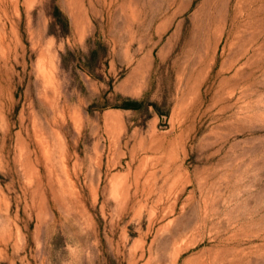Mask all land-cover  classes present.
Wrapping results in <instances>:
<instances>
[{"label":"rangeland","instance_id":"obj_1","mask_svg":"<svg viewBox=\"0 0 264 264\" xmlns=\"http://www.w3.org/2000/svg\"><path fill=\"white\" fill-rule=\"evenodd\" d=\"M0 264H264V0H0Z\"/></svg>","mask_w":264,"mask_h":264}]
</instances>
